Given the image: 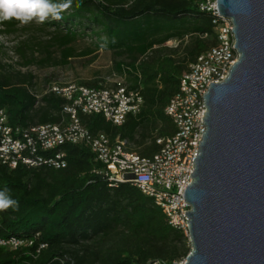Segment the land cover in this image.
Instances as JSON below:
<instances>
[{"label": "trees", "instance_id": "obj_1", "mask_svg": "<svg viewBox=\"0 0 264 264\" xmlns=\"http://www.w3.org/2000/svg\"><path fill=\"white\" fill-rule=\"evenodd\" d=\"M202 1L71 0L60 19L47 18L52 20L48 25L60 32L52 44L61 52V58L56 60L49 47L43 50L44 57L37 64L66 67L71 59L100 49L127 55L130 63H116L115 69L122 75L126 72L127 83L142 94V112L130 116L120 127L100 115L82 116L83 124L91 132H104L111 138L121 136L136 141L140 136L139 145L159 124L157 136H171L175 128L164 110L179 92L188 65L217 44L212 16L199 9ZM21 24L14 18L2 22L8 33L15 32ZM87 30L96 40L95 50L77 53L73 44ZM204 34L208 37L203 38ZM189 36L194 39L183 61L174 55L149 56L156 47ZM32 79L12 83L0 78V111H6L12 126L59 123L64 100L48 94L41 98L43 105L35 107ZM153 146L140 153L150 155L155 151ZM62 150L67 162L64 169H9L0 164V191L7 190L6 194L18 205L0 211V238L31 243L17 250L0 248V264H173L188 256V241L168 225L151 198L130 183L111 186L99 173L102 165L89 148L67 145ZM119 229L124 237L108 248L85 255L77 253L84 243L107 240Z\"/></svg>", "mask_w": 264, "mask_h": 264}, {"label": "built area", "instance_id": "obj_2", "mask_svg": "<svg viewBox=\"0 0 264 264\" xmlns=\"http://www.w3.org/2000/svg\"><path fill=\"white\" fill-rule=\"evenodd\" d=\"M199 9L212 16L217 44L190 63L183 73L179 92L164 110L175 133L156 136L158 149L153 155L143 156L130 150L129 141L121 136L111 138L104 132L93 133L82 122V116L100 115L120 127L130 116L142 112V94L132 89L123 76L99 87L75 82L52 83L42 96L35 94V107L42 104L41 98L48 94L64 100L61 121L57 124L12 126L6 111L1 110L0 164L9 169L46 166L59 170L67 167L63 147H87L102 165L99 173L111 186L130 183L138 188L154 201L168 225L179 231L190 245V224L186 213L191 211V205L185 201L184 194L192 184L193 162L203 137V117L207 112L204 94L210 84H219L228 78L240 57L234 25L229 18L220 15L218 0H203ZM28 245L31 243L19 238H0V248L17 250ZM173 264H186V258Z\"/></svg>", "mask_w": 264, "mask_h": 264}, {"label": "water", "instance_id": "obj_3", "mask_svg": "<svg viewBox=\"0 0 264 264\" xmlns=\"http://www.w3.org/2000/svg\"><path fill=\"white\" fill-rule=\"evenodd\" d=\"M240 54L210 84L194 160L186 264H264V0H218Z\"/></svg>", "mask_w": 264, "mask_h": 264}, {"label": "rangeland", "instance_id": "obj_4", "mask_svg": "<svg viewBox=\"0 0 264 264\" xmlns=\"http://www.w3.org/2000/svg\"><path fill=\"white\" fill-rule=\"evenodd\" d=\"M52 20H45L37 23L32 20L27 24L19 25L15 32H6L5 27L0 22V78L8 79L12 83L29 82L32 77V91L38 96H42L50 84L69 82L81 83L85 85L109 84L116 78H123L121 73L115 69L116 63L127 65L130 59L125 54H114L112 51L100 49L92 55L75 57L71 59L66 67H41L37 62L43 59V50L51 48L53 57L56 60L61 58V52L52 44L53 38L60 33L56 27L48 25ZM194 37L189 36L185 40H170L162 47H156L149 53L155 55H174L178 61H183L186 56V48ZM95 38L87 30L86 34L73 44L77 53L88 50H95ZM30 61H35L28 64ZM124 69H127L125 67ZM126 78V77H125ZM40 104L38 107H41ZM161 125L154 130H149L143 145H139L140 136L136 141H130L131 145L138 152H142L149 147ZM124 237L121 229L107 240L94 239L84 243L77 251L78 254L85 255L90 252L95 253L99 249H106L115 243L119 238ZM77 249V248H76ZM70 256V255H68ZM184 259V258H182ZM181 260V259H180Z\"/></svg>", "mask_w": 264, "mask_h": 264}, {"label": "clouds", "instance_id": "obj_5", "mask_svg": "<svg viewBox=\"0 0 264 264\" xmlns=\"http://www.w3.org/2000/svg\"><path fill=\"white\" fill-rule=\"evenodd\" d=\"M70 5L71 0L62 3H53L52 0H0V22L14 18L22 24L34 19L37 23H43L49 16L60 19L61 12ZM6 192L0 191V211L18 206Z\"/></svg>", "mask_w": 264, "mask_h": 264}, {"label": "crops", "instance_id": "obj_6", "mask_svg": "<svg viewBox=\"0 0 264 264\" xmlns=\"http://www.w3.org/2000/svg\"><path fill=\"white\" fill-rule=\"evenodd\" d=\"M125 74L123 75V76H125L126 77V79H128V77H127V73L126 72H124ZM78 84H81V83H78ZM100 85H102L101 83L100 84H98V86H100ZM156 137V136H155ZM128 141H129V143H130V150H132V151H135V152H137V153H139V154H141L140 152H138L136 149H134L133 147H132V145H131V140H129V139H127ZM151 145H154L153 146V148L155 149V151L154 152H152L150 155H147V156H151V155H153L156 151H157V146L155 145V142L154 143H152ZM150 145V146H151ZM142 155V154H141ZM143 156H146V155H143Z\"/></svg>", "mask_w": 264, "mask_h": 264}]
</instances>
